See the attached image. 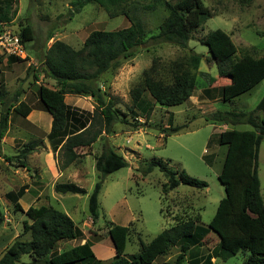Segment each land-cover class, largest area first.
I'll return each instance as SVG.
<instances>
[{
    "label": "rangeland",
    "instance_id": "rangeland-1",
    "mask_svg": "<svg viewBox=\"0 0 264 264\" xmlns=\"http://www.w3.org/2000/svg\"><path fill=\"white\" fill-rule=\"evenodd\" d=\"M73 1L17 0V12L13 20L6 24L0 23V35L9 32L18 36L21 28L28 25L32 28L33 38L32 41L21 43L22 54L16 57L19 60H10V56L0 47L3 58L0 83L9 96L8 102H12L10 97L18 92L19 97L13 102L14 108L24 110L26 107L29 110L25 118L11 114L7 131L0 139V211L3 215L0 224V257L14 241L29 240V234L23 232V224L30 221L22 211L15 209L16 204L23 211L29 206L44 205L65 213L80 230L81 238L60 242L57 251L88 241L94 254L92 261H101V264L108 263L114 256L107 235L110 225L129 228L125 257L137 253L141 243L147 244L178 220L199 216V225L206 226L218 202L225 196L217 176L226 147L218 141L219 133L224 130L222 126L207 123L204 118L214 111L253 110L264 95L263 79L251 90L230 101H223L220 87L228 81L218 77L216 65L212 61L202 59L195 72L193 96L188 101L174 107L154 105L145 92L143 109L133 108L130 91L141 86L145 76L169 84L172 73L183 65L190 51L208 56L207 47L201 44V40L212 30L221 29L230 36L236 47L235 59L243 55L253 58L264 55V0H201L211 17L191 32L186 48L167 43L153 44L149 40L132 57L120 60L116 68L99 79L98 86L106 93V100L110 98L113 108L124 112L130 124L144 123V109L152 106L148 119L151 129L117 123L109 136L98 137L89 147L77 149V160L60 170V146L79 127V122L71 117L64 134L49 135L51 118L42 110L37 98L39 85L56 88V83L47 77L43 69L47 48L54 41H61L78 50L92 31L122 29L133 22L139 23L146 36H150L157 33L158 26L168 14L163 4L149 9L150 2L132 0L113 10L111 15L91 2L70 16V4ZM164 1L175 3L177 0ZM210 77L215 78L211 84L208 83ZM64 102L76 114H90L95 107L93 98L89 96L65 95ZM257 115L264 120V113L259 112ZM183 125L186 128L176 134L166 138L161 135V129ZM228 129L251 130L247 125ZM31 141L38 142L39 148L27 157L26 168L17 167L15 160L6 161V157L15 156L23 145ZM104 147L121 155L128 166L104 178L98 195L99 219L92 223L87 211V200L99 177L94 168V159ZM154 159L167 163L171 170L178 173L184 171L188 176L204 181L207 187L195 189L179 185L163 193L161 187L166 180L158 169L145 177L138 172V168ZM246 160H249L250 166L251 157ZM257 176L264 202V137L258 152ZM56 183H74L85 189L86 194L55 193L53 187ZM216 243V237L210 235L203 247L196 246L185 255L182 264H189L192 258L206 256ZM179 246L170 248L151 264H173L180 253ZM248 256V251L241 250L226 260L214 258L211 262L242 264ZM19 262L28 263L29 257L21 256Z\"/></svg>",
    "mask_w": 264,
    "mask_h": 264
},
{
    "label": "trees",
    "instance_id": "trees-1",
    "mask_svg": "<svg viewBox=\"0 0 264 264\" xmlns=\"http://www.w3.org/2000/svg\"><path fill=\"white\" fill-rule=\"evenodd\" d=\"M16 1L0 0V23L6 24L13 20L17 12ZM130 1L132 0H75L70 4L69 15L80 12L91 2L111 15L113 10ZM137 1L150 2L149 9L163 4L167 10V17L158 26L156 34L146 36L142 26L133 22L122 29L92 31L78 50L64 42L54 41L44 54V72L56 83L55 89L43 85L37 88V98L42 110L51 118L49 135L64 134L71 117L79 122V127L75 128L60 146L61 154L58 160L60 170L77 160V149L89 147L98 137L109 136L115 124H130L127 115L113 108L110 98L106 100V93L98 86L100 77L116 68L120 60L132 57L149 40L153 44L167 43L186 48L191 32L205 19L211 17L210 11L201 0H177L175 3L164 0ZM18 37L22 44L32 41V28L28 25L22 27ZM201 44L207 47L209 55L205 57L190 51L183 65L172 73L171 83L164 84L151 76H145L142 85L130 91L133 108L143 109L145 92L154 105L174 107L188 101L193 96L195 72L198 71L202 59L206 62L212 61L216 65L218 77L228 81L220 87V98L223 101H230L251 90L264 79V55L259 58L243 55L235 59L236 47L223 30H212L201 40ZM8 58L19 60L14 56ZM2 62L3 58L0 55V64ZM214 81L215 78H208L209 84ZM65 95L93 98L95 102L93 112L83 115L71 111L64 102ZM18 97L19 93L14 92L10 97L13 101L8 102L9 96L0 83V139L7 131L11 114L25 118L29 113L26 107L24 110L14 108L13 102ZM151 107L144 109V123L135 122L130 125L134 128L151 129V125L148 124ZM259 112L264 113V95L253 110L214 111L204 118L211 124L227 127L247 125L251 128L244 131L227 128L219 133V144L226 147V153L217 179L224 188L225 196L218 202L216 211L206 226L199 225V216L178 220L147 244L141 243L137 253L125 257L129 228L110 225L107 235L114 256L106 264H151L177 245H180V253L173 264H182L185 255L196 246L203 247L210 235L216 237V246L206 253V256L190 259L189 264H212L214 258L226 260L241 250L249 253L242 264H264V202L260 195L257 176L258 152L264 137V120L258 117ZM185 128L183 125L161 129V135L166 138ZM38 148L39 143L31 141L23 145L15 156L6 157V161L15 160L17 167L26 168L27 157ZM249 157L250 166L249 160H246ZM127 166V161L109 147H104L100 155L94 159V168L99 177L87 200V211L92 223L99 219L98 195L104 178ZM154 169H158L166 180L161 187L163 193L172 191L179 185L195 189L207 187L204 181L190 177L184 171L178 173L171 170L167 163L160 160L148 161L138 168V172L145 177ZM53 190L59 194H86L85 189L74 183H56ZM15 209L22 211L30 221L23 224V232L29 234V240L14 241L0 257V264H101V261H92L94 254L88 241L57 251L60 242L81 238L80 230L65 213L44 205L29 206L23 211L16 204ZM2 221L3 215L0 211V224ZM21 256H28L29 262H19Z\"/></svg>",
    "mask_w": 264,
    "mask_h": 264
},
{
    "label": "built area",
    "instance_id": "built-area-1",
    "mask_svg": "<svg viewBox=\"0 0 264 264\" xmlns=\"http://www.w3.org/2000/svg\"><path fill=\"white\" fill-rule=\"evenodd\" d=\"M0 47L6 51L7 56L19 57L22 54V44L19 37L9 32L0 35Z\"/></svg>",
    "mask_w": 264,
    "mask_h": 264
},
{
    "label": "crops",
    "instance_id": "crops-1",
    "mask_svg": "<svg viewBox=\"0 0 264 264\" xmlns=\"http://www.w3.org/2000/svg\"><path fill=\"white\" fill-rule=\"evenodd\" d=\"M227 128H228V127H227V126H225V125H224V126H222V129H224V130H225V129H227ZM212 261H213V259H212Z\"/></svg>",
    "mask_w": 264,
    "mask_h": 264
}]
</instances>
